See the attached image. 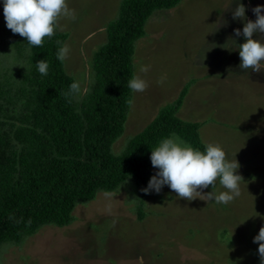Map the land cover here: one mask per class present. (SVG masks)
<instances>
[{"label": "rangeland", "instance_id": "rangeland-1", "mask_svg": "<svg viewBox=\"0 0 264 264\" xmlns=\"http://www.w3.org/2000/svg\"><path fill=\"white\" fill-rule=\"evenodd\" d=\"M120 1L68 0L77 18L60 21L70 46L64 67L80 83V93L91 79L93 54L106 42V27L118 16ZM237 2L245 6V20L233 19ZM257 5L264 0H182L154 11L133 55L134 74L149 87L132 91L124 131L112 145L113 153L120 154L190 83L177 116L201 124L204 144L219 143L229 160L235 155L243 177L241 194L226 205L214 199L187 201L164 185L159 193L150 190L143 197L142 186L128 179L114 192L101 191L77 204L70 225H47L18 244H1L0 264H260L253 238L264 226V69L239 67L238 47L245 38L234 33L256 19L251 9ZM5 24L0 0L2 67L7 60L18 61ZM253 38L264 42V34ZM141 65L150 66L147 74L140 73ZM162 76L165 82L158 85ZM157 171L151 164V177ZM225 190L217 182L202 193ZM141 202L145 215L140 220L136 207Z\"/></svg>", "mask_w": 264, "mask_h": 264}, {"label": "trees", "instance_id": "trees-1", "mask_svg": "<svg viewBox=\"0 0 264 264\" xmlns=\"http://www.w3.org/2000/svg\"><path fill=\"white\" fill-rule=\"evenodd\" d=\"M181 1L121 0L118 16L106 27V42L93 54L88 91L71 103L62 93L77 80L56 56V41L65 43L68 33L57 29L43 47H32L4 25L18 61L6 59L7 66H0V245L18 244L47 225H70L77 204L101 191L114 192L128 179L146 188L151 149L172 133L204 150L201 124L177 116L187 83L120 154L112 151L132 98L128 81L135 75V44L146 35L154 11ZM43 59L49 64L47 75L36 66ZM142 202L136 207L140 220L145 215Z\"/></svg>", "mask_w": 264, "mask_h": 264}, {"label": "clouds", "instance_id": "clouds-1", "mask_svg": "<svg viewBox=\"0 0 264 264\" xmlns=\"http://www.w3.org/2000/svg\"><path fill=\"white\" fill-rule=\"evenodd\" d=\"M256 19L247 20L242 32L234 29L235 36H243L245 42L239 44V67L244 70L252 69L260 72L264 69V42L253 38V34H264V5H257L251 9ZM3 14L6 27L13 34L26 39L30 46L43 47L46 38L55 35L57 29L63 30L62 19L76 20L77 14L68 5V0H3ZM245 20V6L237 2L233 10V19ZM60 45L57 59L64 62L70 53V46L57 40ZM36 66L41 75H47L49 64L46 60H39ZM149 65H141L140 73L147 74ZM166 77L157 79L158 85H163ZM149 82L141 75H134L128 81V88L133 92H144ZM85 92L88 89L84 90ZM81 92V85L73 81L68 90L62 95L71 103L72 98ZM132 101H129L131 104ZM150 161L158 171L150 178L148 186L142 191L159 193L164 185L174 191L179 198L187 201L199 198L201 200L214 199L220 204H229L241 194L240 184L243 177L238 173L240 167L235 159L229 160L223 147L219 143H207L204 150L192 147L176 136L163 138L158 146L151 149ZM219 182L225 191L202 193L203 189L215 187ZM107 211L111 213L109 205ZM9 219H13L9 216ZM19 222V221H17ZM243 222V221H242ZM31 223V220L27 222ZM115 223V221H113ZM258 243L260 264H264V226L253 238Z\"/></svg>", "mask_w": 264, "mask_h": 264}]
</instances>
